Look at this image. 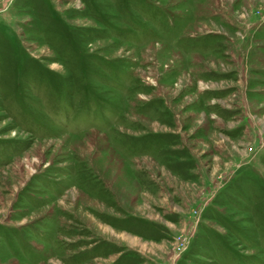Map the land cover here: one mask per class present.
Listing matches in <instances>:
<instances>
[{"label":"rangeland","instance_id":"rangeland-1","mask_svg":"<svg viewBox=\"0 0 264 264\" xmlns=\"http://www.w3.org/2000/svg\"><path fill=\"white\" fill-rule=\"evenodd\" d=\"M0 264H264V0H0Z\"/></svg>","mask_w":264,"mask_h":264}]
</instances>
